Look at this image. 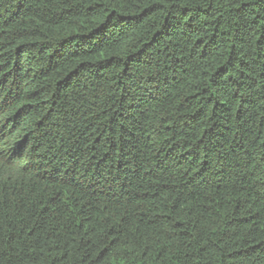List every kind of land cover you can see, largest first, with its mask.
<instances>
[{
  "label": "trees",
  "instance_id": "1",
  "mask_svg": "<svg viewBox=\"0 0 264 264\" xmlns=\"http://www.w3.org/2000/svg\"><path fill=\"white\" fill-rule=\"evenodd\" d=\"M0 264H264V0H0Z\"/></svg>",
  "mask_w": 264,
  "mask_h": 264
}]
</instances>
